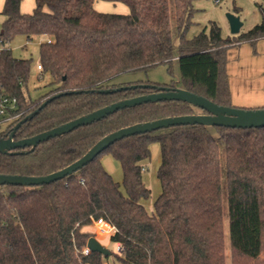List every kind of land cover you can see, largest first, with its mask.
I'll return each mask as SVG.
<instances>
[{"label": "trees", "instance_id": "1", "mask_svg": "<svg viewBox=\"0 0 264 264\" xmlns=\"http://www.w3.org/2000/svg\"><path fill=\"white\" fill-rule=\"evenodd\" d=\"M35 1L31 13L22 12V0H5L2 9L6 18L0 32V97H15L17 108L11 112L21 115L9 121L0 138L9 137L19 121L51 97L15 131V139L32 137L98 108L163 87H182L219 105L236 106L227 73L228 49L264 38L262 5L261 23L246 32L223 36L221 26L211 21L209 31L188 38L196 0H174V25L171 0H103L124 4L127 12L100 10L96 6L100 0ZM18 35L28 40L46 38L40 43V64L55 87L36 99L25 93L33 58L14 56L8 45ZM174 61L180 69L178 83L112 82L121 72L158 64H166L173 73ZM124 85L128 87L112 90ZM196 108L182 100H161L119 109L43 141L34 150L26 146L0 153V173L48 175L72 164L101 138L122 127L194 114ZM150 141L159 142L161 149L157 175L162 191L152 211L143 203L151 195L143 179L144 162L151 157ZM106 152L120 162L123 187L101 161ZM249 184L254 195L249 205L258 220L256 243L261 252L264 127L196 123L126 136L58 181L31 186L0 184V264H107L106 255L83 252L89 238L96 236L84 227L99 218L117 228L110 238L123 250H111V254L123 264H227L225 197L230 188L231 198L239 194L237 202L245 210ZM231 264L264 261L233 245Z\"/></svg>", "mask_w": 264, "mask_h": 264}, {"label": "rangeland", "instance_id": "2", "mask_svg": "<svg viewBox=\"0 0 264 264\" xmlns=\"http://www.w3.org/2000/svg\"><path fill=\"white\" fill-rule=\"evenodd\" d=\"M195 10L192 16V25L186 33V37L192 38L199 34L201 31H209L211 21H216L222 28L223 36L233 35L230 29V24L227 18L228 12L236 13L239 10V15L243 21L241 32H246L262 21V14L260 6H264V0H220L216 3L215 0H196L194 2ZM97 8L103 11L110 12H123L128 11V7L122 3L109 2L100 0L97 4ZM171 15L174 25L175 6L174 0H171ZM6 15L0 12V32L2 29L3 21ZM44 38L42 36H34L28 40L25 35L16 36L8 45L12 48L14 56L21 58H33L31 77L25 88L27 97L32 99L39 98L47 93L49 90L55 87L52 84V76L44 73L41 69H38L37 65L40 63V43ZM45 41V40H43ZM175 51L178 50L179 38L177 34H174ZM180 69L177 61L173 63V73L168 69L166 64H158L154 66H147L135 70H128L117 74L112 82H130L135 80H150L163 83H169L171 81L179 82ZM1 100V97H0ZM197 113H202L201 108H196ZM9 123L8 115L0 113V131L5 129ZM222 145V141H220ZM151 150L150 159L144 162L143 179L147 186L151 190V195L143 203L146 205L149 211L153 210L154 201L160 195L162 191L161 182L158 178L157 172L161 163V149L160 144L157 141H150L148 143ZM221 159L222 163H225V152L223 146H221ZM101 161L106 169L113 175V177L120 182L123 187V171L120 162L116 160L112 153H104L101 157ZM229 183H235L233 180H229ZM250 185V184H249ZM246 189L245 192V206L242 208V203L239 204V194L231 198L230 188L227 191L225 197V211H224V223L226 231V256L227 264H231V248L233 245H239L244 249L250 250L251 253H255L257 258L264 261V250L258 251V237L256 235V227L258 220L255 217L253 209L249 205V202L254 201L253 186ZM246 211V215L244 213ZM252 211V213H250ZM250 213V214H249ZM87 229L95 232L100 241L106 245L113 252H117V244L111 241V238L96 232L94 223L87 225ZM257 242V243H256ZM107 264H123L119 261L114 254H111L105 258Z\"/></svg>", "mask_w": 264, "mask_h": 264}, {"label": "water", "instance_id": "3", "mask_svg": "<svg viewBox=\"0 0 264 264\" xmlns=\"http://www.w3.org/2000/svg\"><path fill=\"white\" fill-rule=\"evenodd\" d=\"M227 18L230 24L232 34L240 33L243 26V21L241 20V17L233 12H228ZM127 87L128 86L124 85L112 90H118ZM51 99L52 97L44 101L39 109L19 121L15 125L9 137L0 138V153H8L12 150L26 146H32L31 150H34L38 144L52 137L70 133L71 131L80 126L88 125L93 123L94 121L101 120L107 115L119 109L132 107L145 102H156L161 100H182L198 108H201L205 112L168 116L152 121L139 122L127 127H122L101 138L81 158L58 171H54L48 175L43 176H28L0 173V184L9 183L14 185L31 186L58 181L66 177L67 175H70L76 172L77 170L81 169L90 161H93L98 155L108 149L117 140L122 139L126 136L153 131L163 127L196 123L227 127H264V107L243 108L236 106L219 105L218 103L214 102L211 99H208L203 95L191 92L182 87H163V89L159 92H152L149 94L138 95L132 98H126L121 101L114 102L110 105L98 108L90 113L84 114L76 119L68 121L62 125L56 126L50 130L38 133L32 137L18 140L15 139V131L28 118H31L41 108L46 106ZM87 245L92 251H98L106 256L111 255V250L106 245H104L96 236L90 237L87 242Z\"/></svg>", "mask_w": 264, "mask_h": 264}, {"label": "crops", "instance_id": "4", "mask_svg": "<svg viewBox=\"0 0 264 264\" xmlns=\"http://www.w3.org/2000/svg\"><path fill=\"white\" fill-rule=\"evenodd\" d=\"M4 3L5 0H0L1 13ZM35 6V0H22L21 10L31 13ZM227 73L233 104L240 107L264 106V38L231 45L228 49ZM84 229L88 230L87 226Z\"/></svg>", "mask_w": 264, "mask_h": 264}, {"label": "built area", "instance_id": "5", "mask_svg": "<svg viewBox=\"0 0 264 264\" xmlns=\"http://www.w3.org/2000/svg\"><path fill=\"white\" fill-rule=\"evenodd\" d=\"M216 3L220 2V0H215ZM48 41H51V39H48ZM38 69L42 70V66L39 63L37 65ZM17 108V99L15 97H3L0 100V113L1 114H7L9 121H12L16 118H18L21 115V112L13 113L11 110H14ZM94 225L96 227V232L108 237H111L116 231L117 228L105 220L104 218H99L94 220ZM123 250L120 243L117 244V252L121 253ZM91 249L86 244L83 248L84 253H89Z\"/></svg>", "mask_w": 264, "mask_h": 264}]
</instances>
